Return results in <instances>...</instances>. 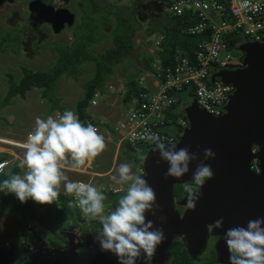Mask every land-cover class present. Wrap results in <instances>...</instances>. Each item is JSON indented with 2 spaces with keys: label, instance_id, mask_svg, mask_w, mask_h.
Listing matches in <instances>:
<instances>
[{
  "label": "rangeland",
  "instance_id": "1",
  "mask_svg": "<svg viewBox=\"0 0 264 264\" xmlns=\"http://www.w3.org/2000/svg\"><path fill=\"white\" fill-rule=\"evenodd\" d=\"M31 2L35 1L3 0L0 3V103L6 100L4 106L0 108V137H8L12 141L19 143L26 142L28 133L33 130L36 117L46 118L49 115L55 117L57 113L62 114L65 110H71L75 113L78 100L84 96V84L92 76L96 62L112 70L111 74L104 77L103 83L96 86L97 89H102L107 84L105 90L108 96L101 100L99 107L96 105L97 109H93L94 107L85 108V113L86 116L94 115L98 120H102L103 124H110V117L113 116L111 113L118 112L123 106L121 101L122 94L115 92L109 96L111 90L108 89V86L111 84L119 88L126 84L127 79L136 78V81H138L145 71L150 74L151 71L147 67L150 66L152 68V65L158 61L156 50L160 49L162 41L160 36L163 34L165 37L164 32L166 30L164 29L167 25V20L171 21V17L166 11L165 0H66L65 8H61L66 16L60 18L58 24L62 23V26L59 30L57 28V30H53L44 24L34 22L30 18L32 13L29 10V4ZM122 14H125L122 18L123 20L119 18ZM209 14L212 18H217L213 11H209ZM123 22L127 25L130 24L133 28L132 31H130V28L128 32L130 38L123 41L124 45L132 46V48L121 63L116 65L113 63L110 66V58L105 55L107 54L105 52L115 46L113 40L115 37L120 36L118 33L126 31L127 28L124 27ZM236 35L238 33L233 31L227 34L228 37ZM241 43L242 41H238L235 47L222 49L219 54L220 60L229 64L239 63L243 55ZM227 55L229 56L228 59L226 58ZM24 68L29 70H49L53 68L57 69L58 73L66 69L69 74H62L53 83L49 94L34 88L27 91L24 98L17 95L6 99L8 77L12 76L17 81L22 76ZM136 74L138 77L135 76ZM149 78L150 75L146 77V79ZM223 85L229 84L223 82ZM228 97L224 100V104ZM51 101L56 102V105L53 106ZM191 104L188 103V106ZM51 106L53 107L51 108ZM57 106L61 109L57 108ZM108 109H111V112ZM98 132H100V126ZM101 135L106 137L105 132H101ZM111 138V134L106 137V148L95 158H91V168H79V171L70 168L63 169L64 174L70 181L78 179L91 180L92 184L98 189L104 183L110 185L109 188L104 190V194L107 197L104 201L105 214L116 207L118 197L123 195L121 189H126L127 187V185H120L113 180V176H117L116 168L121 163H129L132 165L133 173L138 175L140 173V161L125 146H120V149H122L116 157L115 164H113L115 152ZM18 149L16 155L20 157L21 153H24L22 152L24 149ZM93 173L95 174L93 175ZM63 183L61 182L59 191H65ZM188 184L196 187L193 181L188 182ZM70 201H74V199ZM0 202H2L1 198ZM54 202L57 205V201ZM197 204L208 206L207 210L198 208L196 212L209 214L212 221L209 226L210 230L219 228L216 225L220 219L222 220L220 224L230 222L228 215H232V210H227L222 205H210L206 203L204 196H200ZM218 207L220 209L218 212H212L213 209ZM47 209L48 207L46 206L37 208L31 205L28 208L31 216H26L17 211L7 212V209L5 210L0 205V264H21L19 258L24 254L17 255V252L16 254L14 252L22 248H24V253L27 252V249L31 246L25 240L45 243L47 246L58 243L60 232L56 230L55 226L50 227L47 220L43 221V227L41 228L42 220L46 218V215L50 214L46 211ZM70 210L72 212V218L70 219L73 221L82 219L80 221L82 226L88 223L89 219L87 221L83 220L86 217L78 207H73ZM225 211H228V215L223 217ZM188 212V225L185 229V234L177 235L175 236L176 238L174 237L175 239H172L170 246L165 248L166 254H163L167 257H160L163 256L160 255L157 257L160 261L156 262L142 253L136 264H168L180 254L186 264L184 251H192L188 248L190 246L188 235H191L193 228L197 227L194 225L195 217H191V213L194 211L188 209ZM38 217L40 218L39 220L34 219ZM18 218H20L22 224L32 221V228H36V224L39 225L37 233L28 231L31 234L30 240L23 235L20 228L21 224L17 221ZM70 219L67 215L61 226H67L77 231L81 225L73 224ZM93 223L99 225L98 220H93ZM231 224H233L231 227L237 226L233 222ZM84 227L88 232L93 231V227L90 224ZM206 231H208L207 227ZM87 236L89 235L81 234L78 235V238L82 240ZM62 241L64 242L65 239L63 238ZM82 243L83 241L80 244L82 245ZM87 244L91 245V242ZM207 244L210 248L204 251V257L198 256L199 254H195L193 251L189 253L192 257H200L197 264H229V255L220 261L217 259V253H214L217 258L212 256L213 260L210 261L207 255L210 249H215L217 242H214L213 237H208ZM46 245L44 247L48 249ZM66 246L70 249L72 248L71 245L66 244ZM55 248V246L50 247V249ZM76 250L74 249V252ZM70 252L62 251L61 255H66L65 257L62 256V259L67 260L66 264H91L94 262V260H89L91 259L90 257H86L85 259L87 260H84L81 253L75 255ZM161 253V249L156 247L153 256L155 257ZM90 254L91 250L84 255L89 256ZM97 257L100 258L99 255ZM28 260L30 263V259ZM110 260L119 264L115 255H112ZM95 261L102 260L95 258ZM24 262L27 263L26 258H24Z\"/></svg>",
  "mask_w": 264,
  "mask_h": 264
},
{
  "label": "clouds",
  "instance_id": "2",
  "mask_svg": "<svg viewBox=\"0 0 264 264\" xmlns=\"http://www.w3.org/2000/svg\"><path fill=\"white\" fill-rule=\"evenodd\" d=\"M256 10H259L258 8ZM152 145L153 152H159L160 159L168 163L164 178H180L190 170V164L198 160L196 153L188 147L177 148L174 142L165 143L151 129L133 136ZM25 152L20 168L22 174L14 173L0 181V192L14 194L22 203L32 199L38 203L58 201L59 186L63 183L67 194L75 197L68 201V208L78 207L89 220H98L101 225L94 239L100 250L111 252L119 264H136L142 253L152 257L156 247L165 239L161 227H155L152 220L146 219V213L156 214L160 207L156 204V193L148 181L133 173L132 165L121 163L116 168L117 176L113 180L121 189L116 207L105 214L103 191L92 183L70 181L63 172L65 164L73 170L83 166L90 158H95L105 148V138L91 124H84L71 110L46 118L36 117L33 130L28 133ZM133 155L144 163L147 154L136 148ZM205 159L215 158L211 148L203 150ZM157 163H160L158 160ZM2 172V167H0ZM214 173L209 164L199 160L192 173L196 186H203L212 179ZM187 195V207L195 211L196 202L202 193L192 184L183 185ZM164 220L165 217H160ZM216 227H221L217 222ZM229 252V264H264V218L249 220L247 226H233L223 233Z\"/></svg>",
  "mask_w": 264,
  "mask_h": 264
},
{
  "label": "water",
  "instance_id": "3",
  "mask_svg": "<svg viewBox=\"0 0 264 264\" xmlns=\"http://www.w3.org/2000/svg\"><path fill=\"white\" fill-rule=\"evenodd\" d=\"M235 46L236 43L233 47ZM241 49L243 53L242 68L222 69L211 76V81L215 77H220L225 84H231L235 88L223 106L225 113L219 117H212L199 108L194 101L184 109L189 120V128L182 134L177 148L188 147L191 153H196L198 156V160L190 164L189 172L180 178L168 177L165 179L164 173L167 171L168 163L160 159L159 152L152 151L143 164L144 175L148 177V183L155 190L156 204L160 206L155 215L148 212L149 216L146 219L152 220L155 227H161L165 236L163 242L157 246L162 253L155 257L152 256L153 261H160L157 257L166 254L165 248L170 245L174 236L185 234L189 212L187 208L182 214L183 218L179 222L174 221L178 214L172 211L173 186L192 182V173L199 160H204L209 164L214 173L212 179L206 180L204 185L197 189L202 193L201 196L205 197L206 203L214 206L216 204L214 201L222 196L221 192L225 185H227L226 190L231 193H234L235 189L242 192L245 180H249L251 182V218L252 220L264 218V42H242ZM254 147L256 150L252 152ZM205 148L213 150L214 159L204 158L203 150ZM252 158H257L260 163L261 173L257 175L249 169ZM158 160L160 163H157ZM238 197L241 198L240 195L233 194L229 198L235 200ZM181 204H187V199L181 201ZM198 208L207 210L208 206L198 205L196 202V209L191 213V217H195L194 225L197 227L193 228L191 235L186 234L190 241L189 248L195 254H200L204 248L208 235L206 227L212 224L209 214L197 213ZM219 210L218 207L212 212ZM226 215L228 213L225 212L223 217ZM160 217H165V219L161 220ZM219 217L221 216L219 215ZM235 224L240 226L237 222ZM232 225L231 223H222L221 227L214 229V234H220V229L225 230ZM224 245L228 249L225 240H220L216 244L220 261L226 258V255L221 253V247L226 252ZM43 250L46 249L40 246L34 248L33 245V250H30L28 255V259L31 260L29 264H44L41 259ZM52 252L54 256L53 260L49 261L51 264H66L67 260L62 259V256L59 259L55 249ZM86 257H90L89 260H94L91 264H118L113 260H105L102 252L96 254L91 252L89 256H82L84 260H87ZM95 258L102 261H95Z\"/></svg>",
  "mask_w": 264,
  "mask_h": 264
},
{
  "label": "built area",
  "instance_id": "4",
  "mask_svg": "<svg viewBox=\"0 0 264 264\" xmlns=\"http://www.w3.org/2000/svg\"><path fill=\"white\" fill-rule=\"evenodd\" d=\"M166 11L171 17L190 15L198 20L196 24L186 26L184 33L201 34L208 29L210 35L198 42L192 58L175 54L170 64L162 65L160 60L154 63L150 74H145L137 81L140 88L137 94L131 96L117 118L113 116V132L122 141L119 145L124 144L133 152L140 148L147 154V158L152 152V145L140 139L133 142L134 135L147 128L157 133L165 143L177 144L184 131L189 128L184 109L193 101L212 117L223 115L224 100L233 94L235 88L231 84L223 85L220 77L211 81V76L222 69L242 68V60L237 64L221 61L220 51L233 47L238 41L264 42V0H170ZM209 11H213L217 18H212ZM232 31L238 35L228 37L227 34ZM149 75L150 78L146 79ZM99 98L100 93L95 92L90 100V107H95ZM87 118V124L97 121L105 125L94 115ZM93 125L98 130L100 125ZM24 145L25 141L19 143L8 137H0V153H8L14 159H23L24 153L20 157L16 153L18 148L25 152ZM252 152H255L254 148ZM143 164L140 162L139 174H144ZM9 165L7 158H1L0 174H5ZM249 169L255 175L261 173L257 158L251 159ZM77 181L89 183L85 179ZM69 196L75 200L73 195Z\"/></svg>",
  "mask_w": 264,
  "mask_h": 264
},
{
  "label": "trees",
  "instance_id": "5",
  "mask_svg": "<svg viewBox=\"0 0 264 264\" xmlns=\"http://www.w3.org/2000/svg\"><path fill=\"white\" fill-rule=\"evenodd\" d=\"M115 13V12H114ZM117 15V14H116ZM171 30L165 31V38L164 41L161 44L162 52L159 53V56L162 58L163 61L160 60V63L162 65L164 64H170L173 55L179 54L180 56H187L189 58H192L194 55V51L196 49V45L198 42L208 38L209 36V30L207 29L201 34H186L183 32V30L186 28V26L194 25L198 22V20L195 17H191L190 15H183L179 17H171ZM124 27H126V31L118 33L120 36L115 37L113 40L114 47L108 49L105 54L108 58H110V66L111 64H118L121 63L125 58L126 55L131 51L132 46L124 45L123 41L125 39L130 38L129 37V29L132 31V27L130 24H125L123 22ZM147 69L151 71V67L148 66ZM112 70L107 69L106 67L101 66L99 62H96L95 69L93 71V77H91L85 84H84V96L81 100L78 101L76 104V114L78 115L79 119L82 123H84V120L88 117L85 113V108L88 105V102L93 95L94 91L97 89L98 84H102L104 81V77L106 75L111 74ZM68 75V71L64 69L63 71H60L58 73L57 69H45V70H29L27 68H24L22 70V76L15 81L12 76L8 77V90L6 94V99L13 97V96H20L22 98L25 97V93L31 89H40L41 92L49 94L52 90L53 83L62 75ZM136 78L133 79H127V85H126V93L124 95V101H129L132 95L137 94L139 91L138 82L136 81ZM6 103V100L1 101L0 108L4 106ZM51 104L54 106L56 105V102H52ZM51 106V108L53 107ZM57 108L61 109L59 106ZM129 149V148H128ZM131 151V150H130ZM131 153H134L131 151ZM18 169H15L13 171L14 173H17ZM7 178V176L0 175V181H3V179ZM0 198L2 202H0V205L7 211H17L20 212L23 215L29 216V211L27 208L28 204L38 203L35 202L32 199H28L26 202L22 203L14 194L8 193L5 194L4 192H0ZM44 206L49 207L48 203H44ZM22 233L26 237V239H31V234L22 228ZM27 242V240H25ZM25 247V245H23ZM14 250V249H13ZM24 254V248L20 250H15L14 254ZM23 255V256H24ZM22 256V257H23ZM20 257L19 261H21V264H25L23 261V258Z\"/></svg>",
  "mask_w": 264,
  "mask_h": 264
},
{
  "label": "flooded vegetation",
  "instance_id": "6",
  "mask_svg": "<svg viewBox=\"0 0 264 264\" xmlns=\"http://www.w3.org/2000/svg\"><path fill=\"white\" fill-rule=\"evenodd\" d=\"M2 1L3 0H0V3ZM33 1H35V2H31L29 4V10L32 13L30 15V18L33 19V21L36 23L44 24L48 27H51L53 30H57V29L59 30V28L62 26V23L60 25L58 24L59 20H60V18H64L66 16L64 10L61 9L62 7L66 6V4H65L66 0H33ZM86 1H88V0H86ZM9 4H11V3H9ZM40 21H42V22H40ZM254 150H256V147H254ZM139 175H142L146 180L148 179V177H146V175H144V174H139ZM183 185L184 184H182V185L176 184L173 186V199H172V209L173 210L171 208L170 209L178 214V216H176V220H174L176 222H179L183 218L184 215L182 216V214L188 208L187 204H181V201H184L185 199H187V195H188L184 191ZM226 186L227 185L224 186V189L221 192L222 196L220 198L216 197L217 200H215L214 202L219 203L220 205L224 206L227 210H232V212H233L232 215L228 216V219L230 220V222H228V223H231V222L236 223L237 222V223H239L240 226H242V223H243V226L246 227L247 222L249 220H252L251 211H250L251 182L249 180H247V181L245 180V183L242 186V188H243L242 192L239 189H237V190L235 189L234 193L233 192L231 193L230 191L226 190ZM199 187L200 186H196L195 188L198 189ZM233 194H235L237 196L240 195L241 198L238 197L235 200H231L229 197H231ZM225 212L228 213V211H225ZM145 215H146V217H148L149 216L148 212ZM81 220L78 221V224H80ZM83 220L87 221L86 218ZM221 221L222 220L220 219L219 223ZM89 224L93 227V229H92L93 231H91V232H88L84 227V226H87ZM84 226H82V225L79 226V229L77 231H75L74 229H71L67 226L58 227L56 229L57 231L60 232V234L58 235V239H59L58 243L52 244L50 246H47L44 242L43 243L48 247V250H50L51 246H55L56 247L55 250L57 251V255L59 256V259H61V256H64V257L66 256L65 254L61 255L62 251H71L74 253V249H77L76 253H81L82 255H84L86 252H89L90 250H91V252H93V254L102 252L103 258L107 261L109 259V261H110L111 256L113 254L111 252L101 251L98 241H96L94 239V237L96 235V231L101 225L100 224L96 225L93 223V220H91ZM209 226L207 227L208 228L207 239H208V237H213L214 242L216 241L217 243L220 240H224L223 233L225 232V230L220 229V234L215 235L213 233L214 230H210ZM237 226H238V224H237ZM81 234H86L89 236H87L86 238L81 240L78 238V235H81ZM63 238L65 239V241H64L65 244L62 241ZM207 239H206V243H205V249L210 248L207 244ZM82 241H83V243L81 245L80 243ZM88 242H91V245H88L87 244ZM27 243L31 247H33V245H34V248L38 247V246H42L43 248H45L44 247L45 245L42 244L41 242L35 243L32 241L31 242L27 241ZM66 244L71 245L72 248L70 249L69 247L66 246ZM224 248H225L226 252L223 251V247H221V253L223 255H226V257H227L229 255V252H228V249H226L225 245H224ZM45 249H47V248H45ZM51 250H53V249H51ZM29 252H30V249L28 248L27 252L25 253L26 256L24 255L25 257L24 256L22 257L23 261H24V258H26V260H27V263L25 262V264H29V260L27 258V255ZM184 253H185L184 255L186 258V262H187L186 264H197V263H199L200 257L190 256L188 250H185ZM214 253H217V255L219 253V250L216 249V246H215L214 250L210 249V252L207 255V256H209L210 261L213 260V257L217 258V255H215ZM198 256H203V253L198 255ZM195 258H196V260H195ZM168 264H185V262H184L183 256L180 254L178 257H175Z\"/></svg>",
  "mask_w": 264,
  "mask_h": 264
},
{
  "label": "crops",
  "instance_id": "7",
  "mask_svg": "<svg viewBox=\"0 0 264 264\" xmlns=\"http://www.w3.org/2000/svg\"><path fill=\"white\" fill-rule=\"evenodd\" d=\"M170 0H165V5H167L168 4V2H169ZM160 11V10H159ZM168 14V13H167ZM110 15V14H109ZM118 15V14H117ZM169 15V14H168ZM125 16V14H122L121 15V17H119V18H123ZM169 17H171L170 15H169ZM165 20V19H164ZM168 22H167V25H166V27H165V29L164 30H168V31H170L171 30V21L170 20H167ZM169 23H170V26H169ZM169 28V29H168ZM206 31V30H205ZM209 35H210V32H209ZM160 37H163L162 38V41H161V43H160V49L158 48L157 50H156V52H157V60H161V61H163L162 60V58L159 56V53H161L162 52V48H161V44H162V42L164 41V35L163 34H161V36ZM209 37V36H208ZM153 63V62H152ZM162 64V63H161ZM145 74H148V72H144L141 76H140V78H143L144 77V75ZM136 77H138V75L136 74L135 75ZM91 77H93V74H92V76ZM90 77V78H91ZM89 78V79H90ZM139 78V79H140ZM88 79V80H89ZM138 79V80H139ZM87 80V81H88ZM86 81V82H87ZM85 82V83H86ZM107 85V84H106ZM106 85L105 86H103L102 87V89H96L95 91H94V93L95 92H99L100 93V98H99V100H98V103H97V107H99V105H100V103H101V100L102 99H105L108 95H107V93H106V90H105V87H106ZM111 85V84H110ZM108 86V89L109 90H111V92L109 93V96L111 95V94H113V93H118V94H122V96H121V101H122V106H123V108L122 109H120L118 112H112L111 114H113V116L114 117H118L119 115H120V111L121 110H124L125 109V107H126V103L128 102H126V101H124V95H125V93H126V85H127V80H126V84H124V86H120L119 88H116L114 85H111V86ZM83 89H84V87H83ZM93 93V94H94ZM93 96V95H92ZM92 96H91V98H92ZM91 98H90V100H91ZM81 100V99H80ZM90 100H89V102L88 103H90ZM79 101V100H78ZM87 107H89L88 109H90V108H92V107H90V105L88 106L87 105ZM86 107V108H87ZM97 107L95 106L93 109H97ZM108 111H110L111 112V109H108ZM113 116H111L110 117V124H105V125H101V123H97V121H94V122H91V124H93V123H95V124H99L100 125V134H101V132H105V136L106 137H109L110 136V134L112 135V138H111V143L112 144H114V152H115V158H113V164H115V162H116V157H117V155L119 154V152L121 151V149H120V146H124V144H120L119 145V143L120 142H122L121 141V138H120V136L118 135V134H116L115 132H113V128H112V124H113ZM89 118H86L85 120H84V124L86 125L87 123H86V120H88ZM107 127H109V129L107 128ZM106 137H104V138H106ZM109 139V138H108ZM108 141V140H107ZM133 154V153H132ZM1 158H7L8 160H9V162H10V165H9V167L7 168V170H6V172H5V174H0V175H4V176H7V178H8V176L9 175H11V174H13V171L15 170V169H18V171H17V173H19V174H22L23 173V171H25V169H22V168H20V163H21V161L22 160H18V159H14L10 154H6V153H0V159ZM91 158L90 159H88L87 161H86V163L83 165V166H81L80 168H84V169H89V168H91ZM70 167H68V165L67 164H65L64 165V167H63V169H69ZM71 169V168H70ZM77 171H79V168L78 169H76ZM109 170V169H108ZM107 170V171H108ZM95 173H93V175H94ZM77 181V180H76ZM86 182H89V183H92L91 182V180L89 181V180H85ZM110 187V185L108 184V183H104L103 185H101L99 188H100V190L101 191H103L104 192V190H102L103 188H105V189H107V188H109ZM71 200V197L69 196V194H67L65 191H59V198H58V201H57V205L55 204V202H52L51 203V206H50V204H49V207H48V209L46 210L47 212H49L50 214L49 215H47L46 216V218L45 219H43L42 220V222H41V228L43 227V221H47L48 220V225L50 226V227H56V228H58V227H61V225L63 224V222H64V219H65V217L68 215L69 216V219L70 218H72V215H71V210L68 208V201H70ZM217 205H220L219 203H216ZM31 205H34L35 207H37V208H39V207H43L44 208V203L42 204V203H33V204H28L27 205V208H30V206ZM7 212H10V210H8ZM207 215V214H206ZM29 216H31L30 215V213H29ZM32 218V217H31ZM34 219H36V220H39L40 218L38 217V218H34ZM83 219H85V218H83ZM70 220H72V219H70ZM86 220H88L87 218H86ZM21 225H20V228L22 229H25V230H27V231H29V232H33V233H37V227H39V225H37L36 224V228H32V221L31 222H25L24 224H22V222H21V220H20V218H18V220H17ZM73 221V220H72ZM88 222H89V220H88ZM73 224H78V221L77 220H74L73 222H72ZM27 224H29V225H27ZM35 225V224H34ZM207 227H208V225H207ZM30 250H33V247H30L29 248ZM206 249H205V246H204V248L202 249V251H201V253L200 254H202L203 253V256H205L204 255V251H205ZM74 253H76V252H74ZM77 254V253H76ZM199 254V255H200ZM53 256H54V253L52 252V250L50 249V250H43L42 252H41V259H42V261H43V263L44 264H51V262H49L50 260L52 261L53 260ZM31 261V260H30Z\"/></svg>",
  "mask_w": 264,
  "mask_h": 264
},
{
  "label": "bare ground",
  "instance_id": "8",
  "mask_svg": "<svg viewBox=\"0 0 264 264\" xmlns=\"http://www.w3.org/2000/svg\"><path fill=\"white\" fill-rule=\"evenodd\" d=\"M100 189V188H99Z\"/></svg>",
  "mask_w": 264,
  "mask_h": 264
}]
</instances>
